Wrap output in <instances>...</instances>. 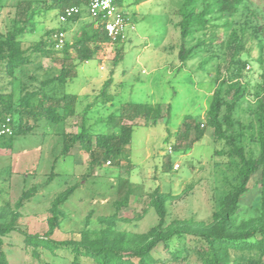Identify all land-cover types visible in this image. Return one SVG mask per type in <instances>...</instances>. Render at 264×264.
Returning <instances> with one entry per match:
<instances>
[{
	"label": "rangeland",
	"instance_id": "obj_1",
	"mask_svg": "<svg viewBox=\"0 0 264 264\" xmlns=\"http://www.w3.org/2000/svg\"><path fill=\"white\" fill-rule=\"evenodd\" d=\"M43 1L0 0L1 37L13 31L17 22L26 29L22 41L28 49L44 39L46 30L57 28L58 10L46 11L50 2ZM182 1L121 0L122 10L136 27L124 50L104 45L94 60L73 71L75 76L66 87L55 83L45 88L56 96L66 92L77 95L75 115L58 123L30 116H23L20 126L17 121L16 128L23 133L15 135L11 145L0 147V224L9 225L18 215L16 230L0 236V259L4 255L7 264H73L76 254L79 264H96L81 247L79 254L71 247H35L26 234L45 241H75L93 248L111 245L120 251H132L145 243L144 235L159 223L152 203L156 190L169 196L165 226L180 220L195 233L208 229L222 199L238 184V158L225 140L216 138L208 123V112L219 92L225 103L220 119L226 127L224 117L232 101L230 85L237 79L236 73H240L238 81L248 93L232 112L233 135L248 157L259 154L264 134V57L258 42L244 30L247 15L242 12L232 25H226L227 20L217 12L218 0H210L207 36L197 32L183 40L179 14ZM30 3L31 9L26 11ZM253 6L259 12L264 9L258 0H253ZM32 11L35 16L29 23ZM79 24L67 27L65 40L72 41ZM204 41L209 44L191 52L186 61L180 59L183 47L189 51ZM33 57L25 75L17 71L12 76L3 66L0 68V114L24 95L20 80L35 79L28 86L32 91L41 81L60 74L63 61L59 55ZM128 102L172 104V115L156 122L136 119L128 158L120 161L108 164L100 158V164L94 165L96 148L87 152L82 145L73 147L68 156L63 154L65 134L76 135L83 125L96 133L110 132L113 125L106 124L108 119ZM186 123L199 125L204 131L200 141L189 144L195 129L188 139H178ZM10 126L12 134L0 135V141L13 135L14 127ZM258 179L259 174L253 176L249 192L242 198L244 211L238 222L252 214L251 205L260 187ZM72 187L73 194L57 203ZM129 187L133 192L127 205L117 210ZM31 189L35 192L25 198ZM55 206L58 224L49 235ZM203 244L200 237L186 235L173 241L170 249L159 246L154 258L157 264H171L168 250L186 248L188 257L179 264H199L196 251Z\"/></svg>",
	"mask_w": 264,
	"mask_h": 264
},
{
	"label": "trees",
	"instance_id": "obj_2",
	"mask_svg": "<svg viewBox=\"0 0 264 264\" xmlns=\"http://www.w3.org/2000/svg\"><path fill=\"white\" fill-rule=\"evenodd\" d=\"M120 1L115 0L121 8ZM209 1L183 0L180 4L179 14L182 17L180 29L183 40L197 32H204L207 36L209 29L207 16L212 14ZM47 2H50V5L46 11L58 10L59 26L46 30L44 39L35 44L34 47L25 49L22 39L25 36L26 29L16 22L13 31L7 33L5 37L0 35V68L3 66L12 76L17 71H20L22 75V72L25 73L27 65L33 61V56L41 58L42 56L59 55V58L63 61L61 72L58 76L41 81L39 88L32 89V91L28 89V86L33 84L36 81L35 79L31 77L30 81L20 80L21 92H24V95L19 98L17 104H9L4 108V116L0 114V129L9 117L11 119L10 125L14 127L13 135L9 136L7 141H0V147L11 145L15 135L23 133L21 128H16L17 121L19 126L22 124L23 116L44 118L52 123H58L74 116L76 102L78 101L77 95L66 92L62 96H56L48 93L45 88L55 83L66 87L68 81L75 76L73 71L78 69L82 63L94 60L104 45L112 44L119 47L120 50H124L126 42H112L104 31L102 23L94 20L89 15L85 0L43 1L45 4ZM258 2L264 7V0H258ZM200 5L202 10L198 11ZM72 6L79 7L81 12L69 19L67 23L60 24V14L66 8ZM257 8L253 6V0H218L217 12L220 14V18L227 20L226 25H232L236 16L242 12L247 15L244 30L258 42L264 57V9L259 12ZM29 9H31V3L26 5L25 10L28 11ZM34 16L35 14L32 11L28 18L29 23H32ZM79 22L80 27L72 41L65 40L64 46L61 49H56L55 36L60 32L65 33L69 26ZM208 42L204 41L189 51L183 47L180 51V59L186 61L191 52L204 44H209ZM238 45L240 48L243 47L241 42ZM117 54L120 56V51ZM117 62L116 59L115 64ZM244 64L242 62V65ZM234 76L237 79L234 80L235 82L232 81L230 85L232 101L227 104L228 113L224 117L226 127L224 128V123L220 119V111L225 103L222 101L219 92L215 94L208 112V123L214 129L216 138L225 140L231 146V152L238 158V184L233 191L222 199L220 208L212 215V224L208 229L195 233L180 220H175L171 225L165 226L166 203L169 196L156 190L153 194L152 203L159 216V223L147 235H144L145 243L132 251H120L111 245H101L93 248L81 246L75 241H54L51 239L45 241L40 237L26 234V239L30 244L35 247L45 244L51 249L71 247L78 254L81 247L85 255L92 258L96 264H157L154 252L159 246H166L170 249L173 241L183 239L186 235H194L200 237L204 242L196 251L199 264H264V134L260 137V151L257 156L248 157L243 148L238 147L233 135L232 112L237 103L247 95L248 89L238 81L240 73H236ZM109 84L110 81L106 83L105 89L108 88ZM171 115L172 104L125 103L120 107L119 113L108 119L106 124L108 126L113 125L110 132L96 133L92 128L83 125L81 131L76 135L65 134L63 154L68 156L73 147L82 145L87 152H95L93 147L96 148L97 156L92 160L94 165L100 164V158L107 160L110 164L112 160L120 161L123 157L128 158L127 151L133 139L136 126L134 121L136 119L144 118L156 122L161 118H170ZM17 117L18 120L15 119ZM125 121L127 123H124ZM185 127V131L178 135V139H188L194 129L196 134L192 141H189V144L192 145L203 138L204 131L200 129L199 125L186 123ZM256 174H259L257 183L260 187L255 202L251 205L252 214L238 222V217L244 211L241 205L242 198L249 192V183ZM120 182L123 183L124 180L121 179ZM131 188L129 187L128 193L117 203V210L127 205L129 196L133 192ZM74 190L75 188L72 187L62 194L57 203L66 201ZM34 192L35 189H31L29 195H26L25 198L28 199ZM22 205L23 199L18 202V207L20 208ZM17 217L18 215L9 225L0 224V236H6L16 230L14 221ZM57 221L58 207L55 206L54 216L49 221V235L54 234L58 224ZM187 251L186 248L176 251L168 250L171 255V260H169L171 264H179V261L186 259L188 257L185 255ZM79 263L80 258L76 254L73 264ZM0 264H7L4 255L0 259Z\"/></svg>",
	"mask_w": 264,
	"mask_h": 264
},
{
	"label": "built area",
	"instance_id": "obj_3",
	"mask_svg": "<svg viewBox=\"0 0 264 264\" xmlns=\"http://www.w3.org/2000/svg\"><path fill=\"white\" fill-rule=\"evenodd\" d=\"M89 15L96 21L102 23L104 31L113 43H124L128 40L130 33L136 30L127 14L118 6L115 0H85ZM81 9L76 6L66 8L59 16V23L65 24L69 19L78 15ZM56 49H61L65 43V33L60 32L56 36ZM11 119L7 118L2 124L0 135L12 134L10 126ZM110 164V162H107ZM177 164L175 168H178Z\"/></svg>",
	"mask_w": 264,
	"mask_h": 264
}]
</instances>
